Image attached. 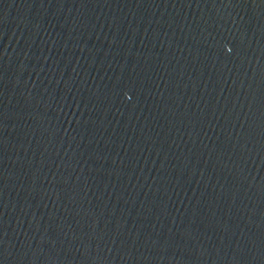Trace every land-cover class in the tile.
I'll return each mask as SVG.
<instances>
[{"label":"water","instance_id":"water-1","mask_svg":"<svg viewBox=\"0 0 264 264\" xmlns=\"http://www.w3.org/2000/svg\"><path fill=\"white\" fill-rule=\"evenodd\" d=\"M0 264H264V0H0Z\"/></svg>","mask_w":264,"mask_h":264}]
</instances>
